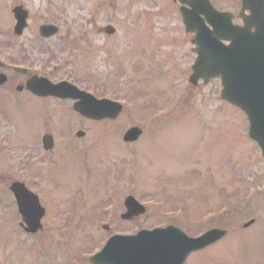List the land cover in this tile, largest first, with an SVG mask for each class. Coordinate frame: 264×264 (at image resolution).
Segmentation results:
<instances>
[{
	"label": "rangeland",
	"instance_id": "obj_1",
	"mask_svg": "<svg viewBox=\"0 0 264 264\" xmlns=\"http://www.w3.org/2000/svg\"><path fill=\"white\" fill-rule=\"evenodd\" d=\"M64 1L52 18L37 15L31 0L26 33H34L36 41L26 48L24 61L53 82L67 80L96 98L121 102L123 111L113 121L94 122L79 117L72 101L25 93L0 100V114L11 124L0 123V148L9 149L7 158L0 156V264H89L86 254L110 234L169 223L189 236L211 227L228 231L184 264H264V160L246 135V116L219 99V80L188 82L194 54L175 5L171 0L157 5ZM216 6L231 8L233 0ZM5 21L8 15L0 9V24ZM46 22L59 26L49 45L36 33ZM106 26L114 28L112 35L105 34ZM66 36L73 44L70 63L49 74L66 58L57 50L68 46ZM46 48L57 59L41 69ZM134 125L141 136L123 142L124 131ZM77 130L84 136L77 138ZM45 133L54 139L50 151L41 147ZM14 180L34 191L45 207L43 227L33 235L19 226L13 200L9 209L4 187ZM127 195L146 212L122 221ZM250 219L253 224L243 228Z\"/></svg>",
	"mask_w": 264,
	"mask_h": 264
},
{
	"label": "water",
	"instance_id": "obj_2",
	"mask_svg": "<svg viewBox=\"0 0 264 264\" xmlns=\"http://www.w3.org/2000/svg\"><path fill=\"white\" fill-rule=\"evenodd\" d=\"M242 6L251 11L244 18L245 26L242 28L232 27L228 14L218 16L225 22L228 21L226 24L229 27L224 26L222 37L229 40L228 45L222 43L221 35L216 31L200 32L198 26L195 28L196 25L182 12L186 30H196L193 43L196 44L194 52L197 57L191 67L189 81L196 84L202 79L206 83L211 78L220 77V98L238 106L247 114L250 123L248 136L258 143L264 156V0H243ZM19 12L20 8L16 9L17 33L25 26L26 18L25 13ZM252 27L254 32L250 31ZM57 30L52 25L40 27L43 36H50ZM106 32L112 33L113 29L107 28ZM27 88L36 95L79 98L73 106L74 110L95 120L114 119L121 111L119 104L105 99L96 100L66 82L52 85L44 78H32L27 82ZM140 133L137 127H131L125 132L123 140L134 141ZM82 135V132L77 133V136ZM43 144L45 149L50 148L51 137L44 136ZM10 189L16 198L18 211L27 225L25 230L35 232L40 227L39 220L44 213L37 197L20 183H13ZM124 205L126 212L121 215L123 219L144 213V207L131 196L125 199ZM225 234L223 229H210L199 237L190 238L173 226L150 231L140 230L135 235L112 236L89 261L94 264H183L191 252L213 244Z\"/></svg>",
	"mask_w": 264,
	"mask_h": 264
},
{
	"label": "flooded vegetation",
	"instance_id": "obj_3",
	"mask_svg": "<svg viewBox=\"0 0 264 264\" xmlns=\"http://www.w3.org/2000/svg\"><path fill=\"white\" fill-rule=\"evenodd\" d=\"M210 3L214 6V8L219 9L216 6V2L218 0H209ZM150 2L153 5H157L160 1L159 0H150ZM31 0H0V9L2 11H6L8 15V21H5L3 25L0 24V58H3V63L2 65L0 64V73L4 74L5 81L3 84L0 85V92L4 93L3 95H0V100H6V98H13L10 94L13 92V90H16V87L18 85H23L25 84V81L33 75L31 72V66L29 63V60H24L27 59L25 51L27 52L28 49H31L33 41H36V38L34 33L32 34H27L26 29L19 34V36L16 34L14 31L15 27V19H14V14L13 10L17 6L22 7L23 9L28 11V20H30L32 16V11L30 10V7L32 6ZM65 6V1L64 0H36L35 7L39 10L37 15L40 16H49L52 18H56L59 16V10L62 9V7ZM233 23L234 24H241V19L238 17V15L233 16ZM38 27L36 28V33H38ZM26 35V36H25ZM56 36L50 37V38H37L38 40L44 41V45L50 44V42L47 43L49 39H53ZM70 37L66 36L64 38L65 43L68 45L67 47H61L58 48L57 50L60 51V53L63 52H69V42ZM62 44V43H61ZM108 46L110 45L109 43L107 44ZM47 49V48H46ZM22 51V54L20 51ZM50 51V49H47ZM18 53L21 54L20 58L22 61L17 62V56ZM62 65H67L69 64V59L65 58V60L61 61ZM17 67L23 68L25 71L27 70V73L25 72H19L17 71ZM25 92L24 89L20 91ZM3 120H6V116H3ZM3 151L2 148H0V153Z\"/></svg>",
	"mask_w": 264,
	"mask_h": 264
}]
</instances>
